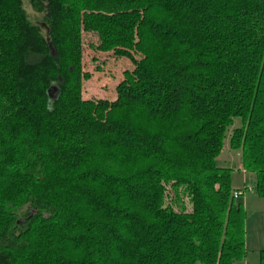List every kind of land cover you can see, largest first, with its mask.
<instances>
[{
  "label": "trees",
  "instance_id": "trees-1",
  "mask_svg": "<svg viewBox=\"0 0 264 264\" xmlns=\"http://www.w3.org/2000/svg\"><path fill=\"white\" fill-rule=\"evenodd\" d=\"M31 4L46 30L0 0V264L242 261L245 200L217 161L228 141L264 199V0ZM139 12L141 60L116 50L135 69L99 119L83 15Z\"/></svg>",
  "mask_w": 264,
  "mask_h": 264
},
{
  "label": "rangeland",
  "instance_id": "rangeland-1",
  "mask_svg": "<svg viewBox=\"0 0 264 264\" xmlns=\"http://www.w3.org/2000/svg\"><path fill=\"white\" fill-rule=\"evenodd\" d=\"M24 9L32 23L46 30L43 16L34 11L31 0H24ZM139 14L141 12L112 16L83 15V69L91 76L89 81L84 82L83 98L96 101L99 119L104 118L106 110L117 102V86L135 69L128 59L117 57L116 50L130 51L137 60H141V56L134 51L136 28L141 20ZM239 125L240 121L236 120L234 126ZM242 161V152L231 151L227 141L217 164L220 168L232 170L234 193H241L244 197L246 192V257L235 264H260V253L264 252V201L255 191L257 176L245 171Z\"/></svg>",
  "mask_w": 264,
  "mask_h": 264
},
{
  "label": "water",
  "instance_id": "water-1",
  "mask_svg": "<svg viewBox=\"0 0 264 264\" xmlns=\"http://www.w3.org/2000/svg\"><path fill=\"white\" fill-rule=\"evenodd\" d=\"M51 51L52 54L55 55V52L52 48ZM59 96H60V91L58 87L55 86L49 90V98L52 102L58 100Z\"/></svg>",
  "mask_w": 264,
  "mask_h": 264
},
{
  "label": "built area",
  "instance_id": "built-area-1",
  "mask_svg": "<svg viewBox=\"0 0 264 264\" xmlns=\"http://www.w3.org/2000/svg\"><path fill=\"white\" fill-rule=\"evenodd\" d=\"M235 196H241V193H235Z\"/></svg>",
  "mask_w": 264,
  "mask_h": 264
},
{
  "label": "crops",
  "instance_id": "crops-1",
  "mask_svg": "<svg viewBox=\"0 0 264 264\" xmlns=\"http://www.w3.org/2000/svg\"><path fill=\"white\" fill-rule=\"evenodd\" d=\"M244 198H246V192H245ZM245 200H246V199H245ZM261 200H263V201H264V199H261Z\"/></svg>",
  "mask_w": 264,
  "mask_h": 264
}]
</instances>
